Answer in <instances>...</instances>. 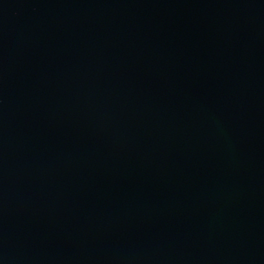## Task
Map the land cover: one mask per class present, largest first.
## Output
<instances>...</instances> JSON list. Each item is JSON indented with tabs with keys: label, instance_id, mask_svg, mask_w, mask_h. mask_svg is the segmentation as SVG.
Instances as JSON below:
<instances>
[{
	"label": "water",
	"instance_id": "1",
	"mask_svg": "<svg viewBox=\"0 0 264 264\" xmlns=\"http://www.w3.org/2000/svg\"><path fill=\"white\" fill-rule=\"evenodd\" d=\"M0 264H264V0H0Z\"/></svg>",
	"mask_w": 264,
	"mask_h": 264
}]
</instances>
